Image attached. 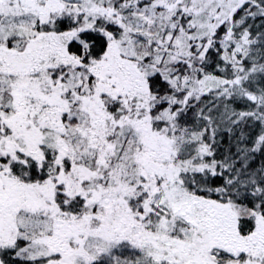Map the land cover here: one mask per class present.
<instances>
[{
	"label": "snow or ice",
	"instance_id": "1",
	"mask_svg": "<svg viewBox=\"0 0 264 264\" xmlns=\"http://www.w3.org/2000/svg\"><path fill=\"white\" fill-rule=\"evenodd\" d=\"M0 264H264V0H0Z\"/></svg>",
	"mask_w": 264,
	"mask_h": 264
}]
</instances>
